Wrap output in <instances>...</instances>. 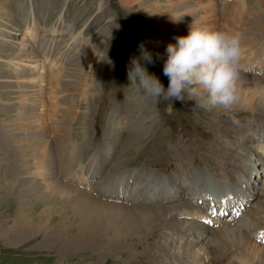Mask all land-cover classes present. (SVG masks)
Listing matches in <instances>:
<instances>
[{
    "label": "rangeland",
    "instance_id": "obj_1",
    "mask_svg": "<svg viewBox=\"0 0 264 264\" xmlns=\"http://www.w3.org/2000/svg\"><path fill=\"white\" fill-rule=\"evenodd\" d=\"M207 1L172 0L176 24L166 26L162 21L160 27H167L164 32L158 30V20L153 23V14L165 13V0H0V264H264L259 231L249 228L264 227V159L258 158L255 147L260 137L264 140V105L256 97L259 92L247 82H260L264 90V64L254 73L240 69L237 83L242 85H238L242 104L236 114L242 120L255 121L242 128L218 109L198 107L196 98L187 95L183 102H167L172 104L169 113L166 102L154 103L128 80L131 60L140 56L143 44L154 62H142V66L167 90L169 78L163 73L167 46L176 45V38L186 37L192 27L239 33L241 68L247 70L243 61L259 52L264 42V0H219L214 10L207 7ZM251 6L253 15L256 13L254 27L244 20ZM65 43L71 46L54 68L65 79L52 82L57 88L52 103L48 89L51 74L46 66L43 78L47 84L41 93H35L31 91L34 85L23 81L38 80L39 73L28 66L19 70L11 61L23 50L32 55L49 51L44 63L50 66ZM17 88L26 90L31 106L20 108L22 92ZM83 88L90 96L82 100ZM51 104L59 108L56 118L50 115ZM19 117L28 121L26 126L19 127ZM47 126L49 130L61 128L63 134L54 130L50 134ZM64 145L69 147L64 150ZM70 154L71 165L83 166L85 172L88 166L92 168V174L87 171V187L83 186L87 189L83 191L93 192L94 208L86 213L75 210L80 204L66 199L61 189L78 185L74 181L81 173L78 168L69 179L65 177L68 181L58 174L59 160ZM130 173L137 179L123 180ZM235 174L246 182L251 196L241 203L246 202L237 214L230 218L231 213L218 215L228 231H217V236L227 247L209 248L211 234L192 246L190 238L181 237V227L186 223L202 228L207 218L214 216L207 206L191 201L190 196L196 195L187 184L194 186L201 176L213 184H233L237 182ZM147 176L165 184L173 196L156 205L167 211L163 219L150 221L147 232L136 239L127 238L123 235L129 220L125 210L156 206L127 203L120 196L133 195L132 185ZM108 190H113V195ZM120 190L124 195L115 192L119 195L114 196V191ZM204 194L207 204L215 199L209 189ZM240 195L236 200L245 196ZM236 200L226 203L235 205ZM241 213L243 221L251 224L233 233ZM252 242L257 249L251 250Z\"/></svg>",
    "mask_w": 264,
    "mask_h": 264
},
{
    "label": "bare ground",
    "instance_id": "obj_2",
    "mask_svg": "<svg viewBox=\"0 0 264 264\" xmlns=\"http://www.w3.org/2000/svg\"><path fill=\"white\" fill-rule=\"evenodd\" d=\"M167 5V9L165 10V13L163 12H160V11H155L154 12V21L153 23L158 20L159 21V26H158V30L159 31H164L166 30V28H162L160 27V23L162 21H164V24L166 26L168 25H174L176 24V19H175V14L172 13L174 11V8L176 7L175 4H173L172 0H165ZM217 2L219 3V0H208L207 1V7L209 6L212 7L211 10H214L218 8V4ZM124 3V2H123ZM163 3H165L163 1ZM218 5V6H217ZM253 5V4H252ZM156 6V5H155ZM164 7V6H163ZM158 6H156V9L157 10ZM177 9V8H176ZM162 11V10H161ZM249 12H245V16H244V20L246 22L251 21L253 23V27L255 26L256 24V21H255V14L253 15L252 12H255V9L253 6L250 7V10H248ZM229 14V13H228ZM242 12L240 13V16H242ZM228 16H230L232 19L234 18H237V15L235 14H229ZM249 16V17H248ZM229 18V19H231ZM249 18V19H248ZM158 23V22H157ZM163 24V23H162ZM161 24V25H162ZM155 26V25H154ZM172 39V38H171ZM73 40H75V36H70V41L72 42ZM25 45V44H23ZM63 47L61 48V50H59L57 52V54L54 56V58L51 60V64L50 66L48 65H45V60H47V57L49 56V51L47 53H45V51L43 52V55L40 54H35V55H32L31 53H28L26 51L23 50V54L21 56H18L16 57V59L12 60L11 61V65L12 67L15 66L17 67V69L19 70H23V68H25L26 66L30 67V68H34L36 69L37 73H39V76H38V80H35V78H32V79H28V80H25L23 81V83H28V84H31V85H34V88L31 89V91H36L35 93H41V91H43L44 89V86H46L45 84H47L45 81V79L43 78V70L46 66V71L49 72L51 74V77H50V85L48 87L49 89V92H50V98H49V101H53L54 99H56L54 92L56 93L57 92V88H56V84H52V82H55V79L61 77L65 79V75L61 74V75H57V69L55 71L54 68L57 67V62L58 61H62V55L65 54L70 46V45H66V43L64 45H62ZM26 47V46H25ZM22 48H24V46H22ZM45 48V47H44ZM64 49V50H63ZM254 52V51H253ZM243 65L249 67L247 70L246 69H242L241 70H244L245 72H253L256 71L255 69H258L260 67V65L264 64V42L263 44L261 43L260 46H259V52L256 51V53H253L251 54V56H247V58L243 61L242 63ZM59 68V67H58ZM41 71V72H40ZM263 70H260L258 72H256L257 74L259 72H262ZM239 80V79H238ZM21 81V80H20ZM248 83H251L252 84V90H255V91H258L260 94V96H257L256 94V97L257 99L261 100L263 105H264V90H262L261 88V85L260 82H257V81H247ZM22 83V82H21ZM240 85V83H237V86ZM30 86V85H29ZM242 86V85H240ZM239 87V86H238ZM18 89V88H17ZM250 90V89H249ZM251 90V91H252ZM18 91L22 92L21 96H20V99L18 101V104L20 106V108L23 110L24 108L26 107H29L31 106V102L29 101L30 97L28 96V93L26 92L25 89H22V88H19ZM240 91V90H239ZM255 93V92H254ZM257 93V92H256ZM90 93L89 92H86V89L83 88L82 90V94H81V97H82V100L84 98V96H90L89 95ZM249 94V92H248ZM251 96V95H250ZM254 96V95H253ZM249 97V96H248ZM254 98V97H253ZM252 99V98H251ZM248 100V99H247ZM253 100V99H252ZM53 103V102H52ZM251 103V102H249ZM56 104H51L50 108H51V111H50V115L52 118H56L58 117L59 115V108H57V106H55ZM38 105H36L37 107ZM253 106V105H252ZM250 106V107H252ZM38 109V108H36ZM254 109V108H253ZM21 111V110H20ZM37 111V110H36ZM23 112V111H22ZM24 113V112H23ZM49 113V112H48ZM47 113V114H48ZM25 116V115H24ZM60 116H62V114H60ZM23 118V117H22ZM19 117V120H16L17 121V124L19 125V127L22 125L24 127L25 123L27 124L28 121L24 120ZM31 123V122H30ZM29 123V124H30ZM52 123H54L52 121ZM31 125V124H30ZM12 126V125H11ZM26 126V125H25ZM49 126V124H48ZM46 127L45 129L46 130H49L48 128L49 127ZM54 126V125H53ZM16 128V126H14ZM29 127V126H28ZM27 127V128H28ZM51 127V126H50ZM27 128H24L27 129ZM30 128V127H29ZM37 130H40L38 129V127L36 128ZM6 130V128H5ZM29 130V129H28ZM36 130V131H37ZM54 130V133L55 134H59L60 132L63 134V130L61 128H58V130H55V127H52L49 131H50V134H54L52 131ZM31 132H35V131H31ZM29 134V133H28ZM31 135V134H30ZM36 135V134H35ZM37 137V136H36ZM47 137V136H46ZM67 138V137H66ZM40 139V138H39ZM37 139V140H39ZM68 139V138H67ZM66 139V140H67ZM31 140V139H29ZM28 140V141H29ZM36 140V139H35ZM44 140H46L44 138ZM43 140V141H44ZM33 141V139H32ZM31 141V143H32ZM30 142V141H29ZM35 142V141H33ZM46 143V142H45ZM41 144V143H40ZM37 145V144H36ZM48 145V144H47ZM29 146H32V145H29ZM41 146V145H40ZM68 145H64V150L67 149ZM264 146V140H262V138L260 137V142H257L255 144V147L257 149L256 152H258L259 157L258 158H262L264 159V151L262 152V147ZM45 147V146H44ZM40 148V147H39ZM42 148V147H41ZM37 149V148H36ZM35 149V150H36ZM45 149V148H43ZM42 149V151H43ZM50 149V148H49ZM38 150V149H37ZM41 150V149H40ZM39 150V151H40ZM42 151H40L42 154ZM63 151V150H61ZM60 151V152H61ZM46 155V154H45ZM50 155V154H49ZM41 156V155H40ZM44 156V155H43ZM42 156V158H43ZM48 157V152H47V155ZM57 156V155H56ZM46 157V158H47ZM72 154L68 155L66 157H64L63 160H59L58 162V165H57V170H58V174L60 177H62L65 181H68L69 179V174L72 173L73 171L75 172V169L78 168L80 175L78 177V179H75L74 181L78 184V185H74L73 189L71 190H68L67 189V186L66 188L63 186L61 187L62 191L65 192L66 194V199H68L69 201L71 200H74V202L77 204V201L78 203L80 204V207L75 209V210H78L83 212V213H86L90 210H92L94 208V205H93V192H90L89 194L84 192L83 190H86L87 188H83V186H86L87 185V178L86 176L89 175V173H91L92 171V168H90V166L87 167V171L85 172V168L82 166H73L71 165V161L72 160ZM62 159V158H61ZM48 160H50L48 158ZM57 161V160H56ZM40 162V161H39ZM33 165V164H32ZM96 166L93 165V168ZM48 167V166H47ZM38 168V167H37ZM81 168V169H79ZM46 169V168H45ZM44 169V170H45ZM46 171V170H45ZM44 173V172H43ZM53 173V172H52ZM87 173V174H86ZM92 174V173H91ZM38 175V174H37ZM84 176V177H83ZM122 176V174H121ZM54 177V175H53ZM65 177H68V179H66ZM116 177V176H115ZM118 177V176H117ZM240 177V178H239ZM132 179V178H136L137 179V176L136 174H132L130 173L129 175L127 176H123V180L124 179ZM149 177L147 176L145 179H143L140 183H137V184H133L132 187L133 188V195H129L127 194L126 196L124 194H122L121 190L120 191H114V196H117V195H124V196H120L122 198H124L126 200L127 203H133V204H146V203H153L155 206L160 202V200H163L165 198H170L172 197V193L168 191V188L166 187L165 184H163L162 182L161 183H156V179L154 180H149L148 179ZM128 179V181H129ZM56 180V179H55ZM119 180V179H118ZM198 182H197V179H195L194 181V186H190V183L187 184V187L189 188V190L191 191H194L193 193L198 196V197H191V201H193L194 203H202V205H205L207 206L206 208H208V211L209 213H212L211 216H214V218L212 217H209L207 218L206 222L207 223H203L202 224V228H191L189 225H187L186 223L181 227L182 230H183V234L181 237H185L187 239L190 238V241H191V245L192 246H197L199 244V242L203 239H206L208 237L209 234L212 235V242L210 243V247H227V242L223 241V239H219L218 236H217V231H220V230H223V231H228V228L226 226H222V219H220V216H218L219 214H223V215H226L227 213H231V215L229 216V218L234 215V214H237V211L242 210V208L244 207L245 203H243V205H241V203L244 201V200H247L245 199L247 196H251L249 193H248V187L246 185V182L243 183V180L241 178V176H238L235 174V181H237L236 183H233V184H230V183H222L220 182L219 184H213V183H210L209 179H207L205 176H201L200 178H198ZM59 181V180H58ZM63 181V180H62ZM64 181V182H65ZM44 182V181H43ZM60 182V181H59ZM62 183V182H61ZM67 183V182H66ZM122 183V182H121ZM243 184H245L244 186H242ZM125 186V185H124ZM156 186V187H155ZM57 187V186H56ZM71 187V186H70ZM87 187V186H86ZM119 187V186H118ZM59 188V187H58ZM206 189H209L211 192H214L215 193V199H211L209 200L208 204L205 200L202 199V196L205 195L204 194V191H206ZM115 192H120L119 194H116ZM220 192V193H219ZM234 192H239L240 194H245V196L243 195L242 199L241 200H236L238 198L241 197V195L239 194H235ZM108 193L110 195H113V190H108ZM129 193V192H128ZM102 194L101 192H98V195ZM232 197H231V196ZM237 195V196H236ZM108 196V195H107ZM212 196V197H214ZM136 197V199H135ZM219 197H223L225 200L224 202H221L219 199ZM235 199L236 201L234 202L235 205L233 203H230L229 206L226 201H230L231 199ZM131 202H130V201ZM68 201V202H69ZM240 202V203H238ZM71 203V202H70ZM263 203V202H262ZM260 204V203H259ZM258 204V205H259ZM104 206V205H103ZM211 206V207H210ZM216 206V208H215ZM257 206V205H256ZM67 207V206H66ZM102 207V205H101ZM105 207V206H104ZM107 207V206H106ZM109 207V206H108ZM213 207V209H211ZM127 209V208H126ZM210 209L212 211H210ZM66 210V209H65ZM119 210V209H118ZM237 210V211H236ZM121 211V210H120ZM220 211V212H219ZM233 211V213H232ZM126 212V215L128 216V223H126V226H125V231L123 232L125 235V237L128 238L127 235H129L131 237V239H136L135 237H139L141 236L142 234H145V232H147L148 230V223L150 221H156V219H160V218H164L165 215L167 214V211L165 209H161V207L159 206H156V207H151V208H143V207H140V208H131V209H127V211L125 210ZM189 213H193L194 212H189ZM198 214H202V213H199V212H196ZM80 214V213H79ZM122 215V214H121ZM195 215V214H194ZM246 215V214H245ZM74 216V215H73ZM247 216V215H246ZM78 217V215H77ZM76 217V218H77ZM126 218V217H125ZM228 218V220H229ZM210 219V220H208ZM214 219V220H213ZM232 219H234L232 217ZM231 219V220H232ZM243 216H242V213L240 215V217L238 218L236 222V231L233 229V233L234 232H239L242 229H246L247 225L249 227V223H246L243 221ZM249 219V218H248ZM251 219V218H250ZM253 221V220H252ZM248 222V220H247ZM210 223L212 225H210ZM220 223V224H219ZM251 224V223H250ZM187 225V226H185ZM260 225V224H259ZM189 226V230H186L187 227ZM211 226V227H210ZM199 227V226H198ZM124 228V227H123ZM251 228L250 230L251 231H254V230H260L256 225H250ZM261 229H263V232H264V227H261ZM256 232V231H255ZM122 234V233H121ZM245 234V233H244ZM249 234V233H248ZM119 236V235H118ZM121 236V235H120ZM119 236V237H120ZM117 237V238H119ZM201 237V239H200ZM141 239V238H140ZM116 240V239H115ZM262 241V239H258V242L260 243ZM241 243V242H240ZM250 243V242H249ZM254 243V242H252ZM247 245V242L245 243ZM255 244V243H254ZM264 244V242H263ZM230 246V245H229ZM239 247V246H238ZM263 247V246H262ZM250 248H252L251 250L253 249H257L256 247V244L255 245H250ZM223 251V250H222ZM263 251V250H262ZM204 252V251H203ZM261 252V251H260ZM197 253V252H196ZM200 253V252H199ZM205 253V252H204ZM198 254V253H197ZM201 254V253H200ZM224 254V253H223ZM255 254V253H254ZM186 255H188V253L186 252ZM185 254H183V259L184 257H186ZM243 255V254H242ZM241 255V256H242ZM248 255V254H247ZM171 256V255H170ZM179 256V254L177 255ZM182 256V255H181ZM197 256V255H196ZM204 256V255H203ZM240 257V256H239ZM243 257V256H242ZM251 257V256H250ZM259 257V256H257ZM178 258V257H177ZM187 258V257H186ZM245 258V257H243ZM176 259V258H175ZM181 259V258H180ZM196 259V258H195ZM240 259V258H239ZM185 260V259H184ZM247 260V259H246ZM181 261V260H179ZM178 262V261H176ZM211 262V261H210ZM247 262V261H246ZM208 263V262H207ZM248 264V263H246ZM250 264V263H249ZM262 264V263H261Z\"/></svg>",
    "mask_w": 264,
    "mask_h": 264
},
{
    "label": "clouds",
    "instance_id": "obj_3",
    "mask_svg": "<svg viewBox=\"0 0 264 264\" xmlns=\"http://www.w3.org/2000/svg\"><path fill=\"white\" fill-rule=\"evenodd\" d=\"M176 40V45L169 44L166 49L163 73L169 78L167 90L142 66V62H154L143 44L139 46L140 56L131 60L128 70L130 86L154 103L161 100L183 102L187 95L196 98L200 108L222 111L236 127L255 123L252 119L242 120L236 114L242 104L237 86L242 67L241 35L192 27L186 37H177ZM167 104L170 113L172 104Z\"/></svg>",
    "mask_w": 264,
    "mask_h": 264
},
{
    "label": "snow or ice",
    "instance_id": "obj_4",
    "mask_svg": "<svg viewBox=\"0 0 264 264\" xmlns=\"http://www.w3.org/2000/svg\"><path fill=\"white\" fill-rule=\"evenodd\" d=\"M262 238H264V234H262Z\"/></svg>",
    "mask_w": 264,
    "mask_h": 264
}]
</instances>
